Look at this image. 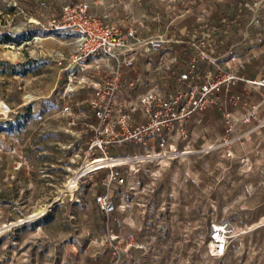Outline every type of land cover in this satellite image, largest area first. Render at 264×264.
Listing matches in <instances>:
<instances>
[{"label":"rangeland","instance_id":"374dc122","mask_svg":"<svg viewBox=\"0 0 264 264\" xmlns=\"http://www.w3.org/2000/svg\"><path fill=\"white\" fill-rule=\"evenodd\" d=\"M173 1L181 8L188 2L0 0V264H264L259 168L246 171L236 163L224 173L220 164L229 159L213 150L172 161L159 180L141 171L135 189L113 183L126 206L114 213L112 225L95 200L102 174L76 177L84 142L57 115L63 83L54 59L67 52L70 34L52 30L49 20L66 3L86 2L111 22L144 23L153 31L175 17L171 11L157 15ZM190 18L175 17L172 27L188 29ZM191 129L192 148L211 142L203 143L199 132L191 141ZM255 160L264 165L263 156ZM200 178L210 181L206 195L196 189ZM221 217L235 223L236 233L227 253L212 260L207 224Z\"/></svg>","mask_w":264,"mask_h":264},{"label":"built area","instance_id":"2783aa9c","mask_svg":"<svg viewBox=\"0 0 264 264\" xmlns=\"http://www.w3.org/2000/svg\"><path fill=\"white\" fill-rule=\"evenodd\" d=\"M221 1L226 3L215 7L209 1L188 0L183 8L173 1L158 9V17L164 11L191 17L184 30H174L175 17L167 27L153 31L145 30L144 23L116 24L92 13L86 2L66 3L49 20L52 30L70 34L67 52L54 58L63 83L57 115L65 117L68 129L84 142L85 161L76 174L78 180L102 173L103 189L95 200L108 225L126 206L118 201L114 182L135 189L141 171L159 180L172 161L199 152L224 149L234 157L232 144L264 125V117L256 113L264 105V72L242 74L254 56L249 49L264 47V0ZM238 81L244 85L243 103L256 92L260 100L251 105L245 128L233 134L228 105L240 101L231 92ZM75 94L81 98L74 99ZM214 107L222 110L226 134L205 147L192 148L191 117ZM104 158L110 162L95 161ZM126 169L132 171L131 177ZM259 184L264 188V176ZM197 190L206 195L210 186L200 180ZM207 225L209 257L219 259L228 251L235 223L221 217Z\"/></svg>","mask_w":264,"mask_h":264},{"label":"crops","instance_id":"0c3cea01","mask_svg":"<svg viewBox=\"0 0 264 264\" xmlns=\"http://www.w3.org/2000/svg\"><path fill=\"white\" fill-rule=\"evenodd\" d=\"M249 55H254L251 59H249L248 63L242 70V74L247 76H255L259 72H264V47L254 46L249 49ZM232 93L239 95V103H229L228 109L231 111L232 121L234 123V133L241 132L244 128V119L251 109V105L259 102L260 95L259 93H254L252 98L249 100V103L244 102V85L242 81H238L231 90ZM224 91L220 92V96H223ZM191 117L188 126H192L190 133L193 138L191 141L195 142V136L199 132L200 140L203 143L210 142L214 140L216 137H221L226 134V123L225 118L223 116L222 110L214 107L213 109L201 110L198 111ZM256 113L259 114L260 117H264V105L258 107L256 109ZM198 123H201V129L198 128ZM197 132V133H196ZM189 146H191L188 143ZM232 150L234 151V157H228L225 154V150L221 149V157L225 160L227 157L229 162H223L220 164L219 168H222L226 173V170L234 168V164L238 163L235 166L240 168L244 167L246 171L252 170L251 168H259L264 173V165H260L256 163V157H264V125L251 133L239 138L232 144ZM241 157L245 159V161H241ZM99 172L94 176L101 175ZM101 179V178H100ZM200 180L207 183L210 186V181L208 178H200ZM199 180V181H200ZM251 184V183H250ZM248 184V185H250ZM117 187H121L117 185ZM115 187V191H116ZM197 189V184H196ZM198 191V190H197ZM116 193V192H115ZM118 199V197H117Z\"/></svg>","mask_w":264,"mask_h":264},{"label":"bare ground","instance_id":"6f19581e","mask_svg":"<svg viewBox=\"0 0 264 264\" xmlns=\"http://www.w3.org/2000/svg\"><path fill=\"white\" fill-rule=\"evenodd\" d=\"M36 39H41V37L37 36ZM101 160H102V161H106V162H110L109 159H105V158H104V159H101ZM95 161H96V159H95ZM96 162H97V161H96Z\"/></svg>","mask_w":264,"mask_h":264}]
</instances>
